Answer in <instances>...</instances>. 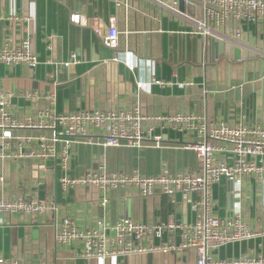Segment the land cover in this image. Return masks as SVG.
<instances>
[{"label":"crops","instance_id":"0c3cea01","mask_svg":"<svg viewBox=\"0 0 264 264\" xmlns=\"http://www.w3.org/2000/svg\"><path fill=\"white\" fill-rule=\"evenodd\" d=\"M120 1L128 2L129 8L111 0H0V47L28 41L38 61L35 67L0 65V90L14 94L9 105L13 114L22 118L45 110L74 114L137 108L148 115L196 113L208 123H264V77L260 75L264 72L260 64H264L263 28L249 26L245 32L244 43L262 52L257 55L259 65H255L254 58L236 61L224 54L216 56L211 40L195 36L185 17L154 0ZM73 15L82 16L86 25L72 23ZM95 22L98 32L93 30ZM110 27L118 31L113 50L102 40ZM188 82L192 85L187 86ZM156 128L154 135L159 140L149 138L138 147H107L94 135L73 138L75 149L65 174L78 177L92 171H137L156 176L199 169L193 152L186 148L194 141L193 134ZM20 134L19 141H12L11 151L25 147L24 139L36 136ZM48 161L52 165H47ZM48 161L44 165L35 159L0 161V200L23 194L48 206L40 217L20 213L0 217L3 264L195 263L190 250L90 261L80 256L77 247L59 245L55 237L65 218L72 219L79 229L97 230L121 218L150 224L189 222L197 215L192 204L199 196H177L172 201L165 196L139 197L123 188L106 193L90 187L65 189L59 182V163ZM38 179L43 181L39 187L35 184ZM248 189L250 200L241 199L229 181L214 186L215 213L231 218L243 209L254 229L258 226L255 218L264 208V183L262 201L255 200L251 185ZM168 237L164 235L163 240ZM212 253L218 259L264 257V235L227 244Z\"/></svg>","mask_w":264,"mask_h":264},{"label":"built area","instance_id":"2783aa9c","mask_svg":"<svg viewBox=\"0 0 264 264\" xmlns=\"http://www.w3.org/2000/svg\"><path fill=\"white\" fill-rule=\"evenodd\" d=\"M111 1L116 6L129 8L126 1ZM154 1L174 14L185 17L192 25L195 36L247 52L254 53L255 50L244 43L246 28L254 26L264 29V0ZM180 1L195 6L196 16L191 18L179 12ZM71 22L78 26L86 25L79 15H73ZM96 28L98 23L95 22L93 30L98 32ZM102 40L107 48L115 49L118 42L116 28L110 27ZM71 59L74 61L75 55ZM37 63L28 41L0 47V65L8 68L19 65L35 67ZM129 69L132 70L131 67ZM186 85L191 86L192 83ZM13 95L12 92L0 90V161L35 159L44 165L53 159L60 165L62 173L59 182L65 189L90 187L106 193L123 188L139 197L165 196L172 201L177 196H199L192 204L197 215L189 222L169 220L150 224L121 218L114 225L97 230L79 229L72 219L65 218L55 237L59 245L77 247L80 256L90 261L115 255L190 250L196 256L194 264H264L262 256L242 255L218 259L212 253L227 244L264 235V208L255 218L258 226L253 229L243 209L231 218H220L214 211L212 194L214 186L229 181L236 187L241 199L251 196L248 189L251 185L255 200H261L264 183V123H208L196 113L148 115L137 108L74 114H54L45 110L19 118L9 108ZM156 127L193 134L194 141L186 148L193 152L199 169L165 172L156 176L142 175L137 171L114 174L92 171L78 177L65 174L75 149L73 138L94 135L101 137L107 147L124 144L138 147L146 139L159 140L154 135ZM21 132L35 133L36 136L34 139H24L25 147L20 145L17 151H11L12 141H19ZM39 181L41 179L35 182L38 187L43 183ZM47 210L46 203L23 194L0 200V217L15 213L31 218L40 217ZM164 235L169 236L168 240H163ZM0 264L3 261L0 260ZM37 264L46 263L39 261Z\"/></svg>","mask_w":264,"mask_h":264},{"label":"water","instance_id":"95a60500","mask_svg":"<svg viewBox=\"0 0 264 264\" xmlns=\"http://www.w3.org/2000/svg\"><path fill=\"white\" fill-rule=\"evenodd\" d=\"M166 1V0H165ZM178 10L181 13L186 14L187 16L190 17H195L196 16V8L193 5H185L182 1H180L178 3ZM210 46H211V51H213V53L216 54V56H218V54H224L227 58H229L230 60H236V61H240V60H245L248 58H254V54L253 53H248L245 50H241L239 48H235L231 45H225L221 42H217L214 40L210 41ZM52 161H48L47 165H52ZM230 185H232L231 182H229Z\"/></svg>","mask_w":264,"mask_h":264},{"label":"rangeland","instance_id":"374dc122","mask_svg":"<svg viewBox=\"0 0 264 264\" xmlns=\"http://www.w3.org/2000/svg\"><path fill=\"white\" fill-rule=\"evenodd\" d=\"M225 45H226V44H225ZM255 50H256V49H255ZM251 53H253V52H251ZM256 53H257V54H256ZM261 53H262L261 51H260V52H254V53H253V54H255V56H254V60L257 61V62H256V61L254 62L255 65H257V64L259 65V63H258V61H259V58H258V57H259V56H257V55H260ZM255 57H256L257 59H255ZM260 64L262 65V69H263V65H264V64H262L261 62H260ZM247 66L249 67V66H250V63H248ZM260 75H261L262 77H264V72H263V71H262V73L260 72ZM260 75H259V76H260Z\"/></svg>","mask_w":264,"mask_h":264}]
</instances>
